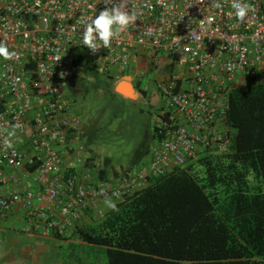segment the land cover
<instances>
[{
    "label": "built area",
    "instance_id": "obj_1",
    "mask_svg": "<svg viewBox=\"0 0 264 264\" xmlns=\"http://www.w3.org/2000/svg\"><path fill=\"white\" fill-rule=\"evenodd\" d=\"M213 2L126 0L135 23L94 52L81 37L112 7L107 0H0V44L10 53L0 57V211L20 205L23 232L48 228L64 239L79 218L103 217L106 199L137 194L202 153H226L231 90L264 82V0H244L251 10L243 19L232 0ZM78 58L159 103L148 155L119 183L88 164L69 96Z\"/></svg>",
    "mask_w": 264,
    "mask_h": 264
},
{
    "label": "trees",
    "instance_id": "obj_2",
    "mask_svg": "<svg viewBox=\"0 0 264 264\" xmlns=\"http://www.w3.org/2000/svg\"><path fill=\"white\" fill-rule=\"evenodd\" d=\"M225 121L226 153H202L103 217L79 218L71 235L103 247L106 264H264V82L232 89ZM88 164L108 177L95 157Z\"/></svg>",
    "mask_w": 264,
    "mask_h": 264
},
{
    "label": "rangeland",
    "instance_id": "obj_3",
    "mask_svg": "<svg viewBox=\"0 0 264 264\" xmlns=\"http://www.w3.org/2000/svg\"><path fill=\"white\" fill-rule=\"evenodd\" d=\"M76 76L79 77L72 83L76 82L79 91L72 95L73 112L81 123L85 150L103 164L109 172L107 179L115 177L113 181L119 183L125 167L137 163L141 156L148 155L145 151L152 141L150 128L153 116L159 115L160 109L153 105V98L137 97L135 101H130L113 92L104 70H89L84 75L79 69ZM91 216L93 218L90 219L94 220V215ZM87 220V217H82L81 221L84 223ZM74 238L81 239L79 236ZM80 247L82 254L86 253L83 261L94 253L93 264H106L104 252L98 246L81 241Z\"/></svg>",
    "mask_w": 264,
    "mask_h": 264
},
{
    "label": "crops",
    "instance_id": "obj_4",
    "mask_svg": "<svg viewBox=\"0 0 264 264\" xmlns=\"http://www.w3.org/2000/svg\"><path fill=\"white\" fill-rule=\"evenodd\" d=\"M80 71L84 75L88 73V71L85 70ZM77 77L79 76L75 75L72 79L74 80ZM72 81L70 82V86L73 89V93H75L79 90H77L78 86L74 85ZM118 83H121L122 87H124L125 89H131L133 93L131 98H124L123 94H120L121 97H123L124 99H129L130 101H135V99H137L138 91L135 90L132 82L125 79L118 81ZM111 84L112 87H114V92L116 93V85L112 83V81ZM125 84H127L128 86ZM150 98L154 99L153 105L155 106V108H159V103L158 101H156L155 96H150ZM143 157L144 156H141L139 160H141ZM23 222L24 211L20 205L15 206L14 209L11 210V212L0 211V264L95 263L94 261L92 262V255L94 253H91L90 257L85 258V261H83V256L85 257L86 253L82 254V250L80 247L82 239L79 240L74 238L78 235H71L72 232H69V235L66 238L58 239L48 228L47 230H40L34 233L27 234L21 230V225ZM83 245L84 244H82L81 246ZM98 247L101 250L104 249L103 247ZM50 257H54V259L50 261Z\"/></svg>",
    "mask_w": 264,
    "mask_h": 264
},
{
    "label": "clouds",
    "instance_id": "obj_5",
    "mask_svg": "<svg viewBox=\"0 0 264 264\" xmlns=\"http://www.w3.org/2000/svg\"><path fill=\"white\" fill-rule=\"evenodd\" d=\"M107 3H111L112 7L111 8L105 7L104 10L100 11L88 23V25L86 26V28L84 29V31L82 33V37H81L82 45L86 46L87 48H89L90 50H92L94 52L97 51L101 47L107 48L109 46L111 38L115 34L114 33L115 28H119L122 31V30L126 29L130 24H134L136 21L135 14L129 13L128 11L124 10L125 5H126V0H118V2H116V3H113L112 0H107ZM212 6L214 8H219L221 6L219 3V0H214ZM231 8L233 9L235 17L238 19H243L247 15V13L251 10L250 7L247 5V3L244 2V0H232ZM209 23H211V21H209ZM9 56H10V53H9L8 48L5 45L0 44V57L8 58ZM80 70H84V68H80ZM72 80L73 79H71V81ZM113 88L114 87H112V89ZM134 88L136 91H138L137 86L134 85ZM113 92H114V90H113ZM116 93L119 95L121 94L118 92H116ZM72 94H73V89L70 87L69 96H70V99H71L72 105H73L74 98H73ZM140 95H141V93H139V91H138L137 96L141 97ZM124 98H125V96H124ZM142 98L146 99V97H144V96H142ZM147 99H150V97H147ZM156 101H158V100L156 99ZM10 135H11V133H10ZM151 143H152V141H151ZM5 146L8 148H11L12 144L10 142H8V143H6ZM147 152H148V150H147ZM88 157H90V156L88 155ZM146 157L147 156L142 158L140 161L146 159ZM140 161H138V162H140ZM104 204L110 209H113V210L116 209V204L111 199H106L104 201Z\"/></svg>",
    "mask_w": 264,
    "mask_h": 264
},
{
    "label": "water",
    "instance_id": "obj_6",
    "mask_svg": "<svg viewBox=\"0 0 264 264\" xmlns=\"http://www.w3.org/2000/svg\"><path fill=\"white\" fill-rule=\"evenodd\" d=\"M122 89L124 91H122ZM115 91L118 93L123 94L126 98H131V96L133 95L132 90L131 89H125L124 87H122L121 83H117L115 86Z\"/></svg>",
    "mask_w": 264,
    "mask_h": 264
},
{
    "label": "flooded vegetation",
    "instance_id": "obj_7",
    "mask_svg": "<svg viewBox=\"0 0 264 264\" xmlns=\"http://www.w3.org/2000/svg\"><path fill=\"white\" fill-rule=\"evenodd\" d=\"M75 83H76V82H73L74 85H76Z\"/></svg>",
    "mask_w": 264,
    "mask_h": 264
},
{
    "label": "bare ground",
    "instance_id": "obj_8",
    "mask_svg": "<svg viewBox=\"0 0 264 264\" xmlns=\"http://www.w3.org/2000/svg\"><path fill=\"white\" fill-rule=\"evenodd\" d=\"M123 90V89H122Z\"/></svg>",
    "mask_w": 264,
    "mask_h": 264
}]
</instances>
